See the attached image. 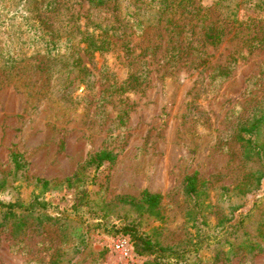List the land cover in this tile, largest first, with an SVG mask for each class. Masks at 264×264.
Returning a JSON list of instances; mask_svg holds the SVG:
<instances>
[{
    "label": "rangeland",
    "instance_id": "1",
    "mask_svg": "<svg viewBox=\"0 0 264 264\" xmlns=\"http://www.w3.org/2000/svg\"><path fill=\"white\" fill-rule=\"evenodd\" d=\"M215 1L188 0L186 9L176 11L181 41L188 36L190 45H199L201 28L220 14ZM67 4L69 10L61 8L52 15L59 26L71 21L85 30L92 20L109 14L104 9L91 11L85 1ZM250 6L241 5V21L233 23L219 45L198 48L208 55L206 65L199 67L190 64L196 58L193 50H183L174 61L168 59L176 40L166 33L165 23L144 32L129 29V36L114 41L108 51H81L78 56L87 72L76 65L71 70L70 59L48 58L41 45L16 46L20 53L14 63L5 67L0 60V177H7L9 183L0 196L6 201L18 196L29 199L41 191L35 179L43 178L51 181L44 193L47 198L69 199L86 183L90 200L113 220L122 208L117 196L139 197L147 189L163 199L161 216L149 217L143 229L165 244H177L190 231L182 184L197 171L213 182L205 198L216 205L212 214L216 223L228 206L219 187L235 186L245 169L240 147L231 140L226 144L227 132L264 98V44L250 55L246 47L247 33L253 28ZM205 13L209 19L202 22ZM62 40L64 52L67 43ZM128 41L130 49L125 48ZM241 55L247 59L239 58L230 77L212 80L214 68ZM146 69L141 85L129 89L133 75ZM103 149L116 158L106 161L91 182L95 166L86 161ZM13 151L26 162L14 182ZM72 175L70 187L65 179ZM263 195L250 192L237 200L242 199L243 213L260 203L253 210L254 222L264 211ZM60 203L62 208L68 205L64 199ZM65 223V229L56 222L38 227L33 220L21 229L13 221L0 225V264H53L57 256L60 264H149L151 258L137 254L128 235L104 227L86 228L75 215ZM216 253V247L202 251L197 264H264V253L252 259L244 251L228 260L222 252L215 261Z\"/></svg>",
    "mask_w": 264,
    "mask_h": 264
},
{
    "label": "trees",
    "instance_id": "2",
    "mask_svg": "<svg viewBox=\"0 0 264 264\" xmlns=\"http://www.w3.org/2000/svg\"><path fill=\"white\" fill-rule=\"evenodd\" d=\"M83 1L89 4L91 11L104 9L109 14L92 20L91 25L86 26L85 30H82L80 25L71 24V21L66 25L65 21H62L59 26L51 20L52 15L58 13L61 8L65 11L70 9L67 3ZM185 1L188 0H0V60L5 61L7 67V64L14 63L18 58L20 52L16 51V46L21 48L22 45L37 44L48 53V58L53 55L52 58L60 62L70 59L71 70H75L76 65L87 72V67L81 66L82 60L78 56L81 51L87 54L108 51L115 45L114 41L129 36L127 33L129 29L144 32L150 27L158 28L165 23L163 28L166 33L172 36L171 39L176 40L175 45L170 48L168 59L174 61L183 54V50H193L196 58L190 64L199 67L206 65L208 55L205 49L198 51V48L219 45L232 31L233 23L240 20L238 14L243 3L251 4L249 8L253 9L250 13L253 28L252 31H248L249 39L246 41L248 54H252L264 44V0H242L237 3H232V0L215 1L214 6L220 14L215 21L201 28L202 39L199 45L194 46L190 45L188 36L186 41L179 39L182 30L177 28L174 19L179 8H187ZM198 7L200 11V5ZM8 13L12 16L6 17ZM203 17L204 19H199L202 22L209 19H206V13ZM71 19L78 21L72 17ZM24 33L28 36H24ZM62 39L67 43L64 52L60 51L64 47ZM185 42L187 46H183ZM129 46L128 41L125 43V48L130 49ZM53 50L58 51L53 53ZM240 57L247 59L244 55L233 56L225 65L214 68L211 73L212 80L217 82L230 77ZM146 72L147 69L134 74V78L128 81L129 89L139 87L140 80L146 76ZM125 84L127 82H124L122 87H125ZM227 136L229 139L226 144L231 140L240 147L241 158L245 165L244 175L235 186L219 187L222 198L224 197L225 202H228L227 212L221 213L216 223H212V214L216 205L207 202L208 192L213 185L211 178L203 177L197 171L187 175L182 186L187 196L186 224L190 231L177 244H165L158 235L149 234L143 229L149 217L161 216L163 199L162 194L147 189L143 190L139 197L117 196V206L122 208L112 220L104 209L101 208L104 212L101 211L90 200L86 183L80 186L78 191L76 190L72 198L56 197L54 200L44 195L50 188L51 181L36 178V185L41 191L33 193L29 199L18 196L14 201H6L0 196V225L6 226L13 221L15 226L21 229L33 220L38 227L56 222L60 224L61 229H65L67 227L65 221L69 215H75L86 228L98 226L114 234L128 235L136 253L151 258L149 264H197L201 260L200 253L214 247L217 251L215 261L222 252L228 260L231 259V255L244 251L253 259L258 253H264V211L261 212V219L254 222L253 210L258 208L260 203L247 213H243L240 211L243 208L242 199L237 200L250 192L264 194L262 189L264 187V98L253 107L248 116L229 128ZM229 150L235 154L232 146ZM115 158L116 154L107 149L91 155L89 161H86L87 164L95 166L91 182L95 180L103 164L106 161H114ZM10 164L14 182L18 174L23 172L26 162L22 154L13 151L10 155ZM216 177V174L212 176V178ZM74 178L75 175L69 176L65 182L72 187ZM8 184L7 177L5 179L0 177V193L7 189ZM262 198L264 199V195ZM63 199L68 203L64 208L60 203ZM256 224V228L252 229ZM60 263L61 258L57 256L53 264Z\"/></svg>",
    "mask_w": 264,
    "mask_h": 264
}]
</instances>
